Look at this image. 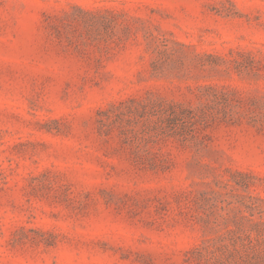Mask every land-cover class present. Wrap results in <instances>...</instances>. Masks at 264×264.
<instances>
[{"label": "rangeland", "instance_id": "374dc122", "mask_svg": "<svg viewBox=\"0 0 264 264\" xmlns=\"http://www.w3.org/2000/svg\"><path fill=\"white\" fill-rule=\"evenodd\" d=\"M0 264H264V0H0Z\"/></svg>", "mask_w": 264, "mask_h": 264}]
</instances>
